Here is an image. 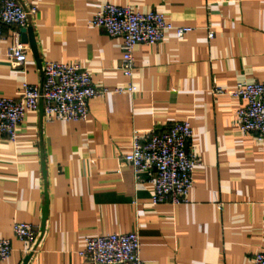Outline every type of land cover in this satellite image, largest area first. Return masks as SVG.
<instances>
[{
    "label": "crops",
    "instance_id": "obj_1",
    "mask_svg": "<svg viewBox=\"0 0 264 264\" xmlns=\"http://www.w3.org/2000/svg\"><path fill=\"white\" fill-rule=\"evenodd\" d=\"M18 1L36 8L26 27L37 58L23 43L26 61L14 65L7 49L16 29H3L0 97L18 99L25 83L40 87L47 61L79 65L108 93L88 102L86 121L47 124L40 101L14 141L0 136V237L12 248L0 264H22L29 253L26 264H85L78 251L87 237L131 231L143 264H253L264 252V140L237 127L242 103L229 92L264 83V0ZM105 4L193 30L135 46L128 79L119 69L122 39L88 23ZM129 85L134 93L115 92ZM213 87L227 92L213 96ZM183 121L198 162L187 202L152 204L151 184L123 157L135 133ZM14 222L34 226L30 250Z\"/></svg>",
    "mask_w": 264,
    "mask_h": 264
},
{
    "label": "built area",
    "instance_id": "obj_2",
    "mask_svg": "<svg viewBox=\"0 0 264 264\" xmlns=\"http://www.w3.org/2000/svg\"><path fill=\"white\" fill-rule=\"evenodd\" d=\"M36 13L35 7L25 8L18 0H0V40L5 27H14L7 57L14 65L26 61V48L20 41L19 30L25 28ZM89 25L102 29L109 37H120L122 57L119 69L124 77L131 79L135 70L133 49L137 45L154 46L163 41L167 33L180 39L193 29L174 26L160 13H139L129 7L105 4L89 20ZM213 37L208 33V38ZM43 81L40 87L23 84L21 96L14 99L0 97V136L11 141L16 138L18 126L25 113L37 111L42 101L44 121H86L88 102L108 91L97 89L85 69L75 64L44 62ZM117 93H134L135 87L116 89ZM227 91L213 87V96ZM242 105L235 112L237 127L251 134L257 141L264 140V83H240L229 92ZM192 131L188 122L173 123L161 133L134 134L131 152L123 157L133 170L135 178L145 180L152 186V204H181L187 202L193 184V169L197 166L195 154L188 150ZM142 174L144 177L142 178ZM13 235L31 249L36 238L34 226L27 222H14ZM8 238L0 237V261L11 253ZM33 252V251H32ZM140 243L134 232L108 233L87 237L78 251L85 264H143ZM253 264H264V252L253 256Z\"/></svg>",
    "mask_w": 264,
    "mask_h": 264
},
{
    "label": "water",
    "instance_id": "obj_3",
    "mask_svg": "<svg viewBox=\"0 0 264 264\" xmlns=\"http://www.w3.org/2000/svg\"><path fill=\"white\" fill-rule=\"evenodd\" d=\"M20 41L24 44H29L30 46V49L31 51L33 52L34 54V57L37 58V50H36V46H35V43H34V40L32 39L31 37V28L30 27H25V28H22L20 29ZM27 35H30L29 38L27 37ZM37 62L39 65H41L39 63V60L37 59ZM31 256V253H29L22 261V264H26L29 260Z\"/></svg>",
    "mask_w": 264,
    "mask_h": 264
}]
</instances>
